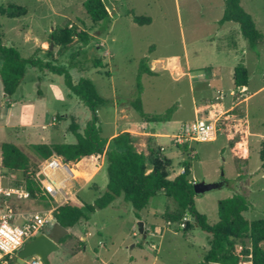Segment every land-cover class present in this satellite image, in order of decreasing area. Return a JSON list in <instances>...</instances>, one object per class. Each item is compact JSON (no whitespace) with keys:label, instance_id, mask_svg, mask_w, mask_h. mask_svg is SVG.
Returning <instances> with one entry per match:
<instances>
[{"label":"rangeland","instance_id":"374dc122","mask_svg":"<svg viewBox=\"0 0 264 264\" xmlns=\"http://www.w3.org/2000/svg\"><path fill=\"white\" fill-rule=\"evenodd\" d=\"M85 1L0 0V39L24 58H39L63 68L75 83L81 78L91 80L98 93L109 100L97 111L103 139L125 131L135 133L132 126L142 120L133 105L138 97L145 113H169L168 121L150 122L168 136L160 135L156 141L137 137L133 145L147 156L149 170L150 147L165 156L171 180L186 162L193 182H223L220 188L195 197V209L206 215L209 224L219 220L218 201L235 194L250 203L243 213L247 220L264 218V0H241L263 35L255 48L242 36L237 23L219 24L223 0H104L110 20L99 23L86 13ZM11 4L26 7L27 15H2V7ZM129 13L150 17L151 23L136 24ZM64 28L87 33V41L75 35L67 46L54 44L51 33ZM145 57L152 75L139 72ZM96 59L102 67H94ZM240 62L248 70L246 89L236 87L233 80V69ZM72 117L82 132L93 113L66 87L64 75L30 66L13 96L4 94L0 80V146H20L39 166L37 172L45 161L39 162L27 146L76 142L68 130ZM196 119L214 125L215 139L178 147L172 136ZM101 161L103 155L84 163L59 159L61 165L77 172L71 169L76 177H68L64 187L58 186L55 202L48 193L43 198L15 202L41 213L73 194L77 205L91 204L108 184L105 162ZM14 174L19 184L24 172ZM40 177L46 179L43 174ZM178 212L176 201L162 191L138 217L121 197L73 226L59 249L50 254L49 264H198L211 234L195 224L184 230L186 221H191L188 215L177 222L165 221L164 215ZM23 222L19 217L17 223ZM139 222L153 235L145 238L139 232ZM52 224L53 218L49 227ZM32 259L26 258L24 264H31ZM241 264H251L250 256L241 257Z\"/></svg>","mask_w":264,"mask_h":264},{"label":"trees","instance_id":"16d2710c","mask_svg":"<svg viewBox=\"0 0 264 264\" xmlns=\"http://www.w3.org/2000/svg\"><path fill=\"white\" fill-rule=\"evenodd\" d=\"M224 10L219 24L235 22L239 25L242 36L252 48L261 41L263 35L256 27L255 21L241 4V0H223ZM86 13L94 23L109 22L110 13L104 0H86L83 4ZM28 10L24 6L11 4L2 7L1 14L10 18H18L27 15ZM131 19L139 25L150 24V17L136 16L129 13ZM77 35L84 42L88 35L85 32H77L72 28H64L61 31H53L51 40L59 46H67L73 36ZM0 80L6 96H13L25 78L27 68L30 66L38 69H47L50 72L64 75L66 87L77 96L93 113V118L87 123L81 132L80 124L72 117L68 130L76 136V142L72 143H37L29 144L28 150L39 161L43 162L53 157L60 158L64 162L84 163L89 159H97L105 153V166L108 172V184L106 190L100 194L91 204L79 206L67 200L56 206L52 211L53 223H59L65 228H72L82 220L87 221L90 214L101 210L122 197L129 202L136 216L145 209L151 198L162 191L172 197L179 208V212L172 215H164L166 221L177 222L184 215L193 217L194 221H186L184 230H188L193 224L202 231L211 234L209 249L204 254L203 260L198 264H241V257L250 256L251 264H264V218L247 220L243 213L249 209L250 203L246 197L235 194L229 198L218 201V222L209 224L207 217L195 209L194 183L188 177L190 165L183 163V171L174 179H169V160L163 155H158L150 147V162L152 168L147 166V156L135 149L133 137L130 132H121L108 141L100 136L97 111L106 106L109 100L102 97L95 85L87 78H81L77 83L61 67L53 65L50 61L39 58H24L13 46L3 44L0 39ZM99 59L94 61V67H102ZM139 72L154 74L148 65L147 57L139 63ZM233 80L236 87H248V70L243 63L234 67ZM139 94L140 83L137 84ZM135 110L142 120L146 122H164L170 120V114H147L143 110L140 97L133 103ZM59 119H62L58 116ZM176 144L178 147L188 144ZM109 144L105 150L106 145ZM1 163L9 172H24L26 187L31 199L44 197L38 182L34 180L35 173L39 170L37 164H33L30 157L20 146L13 143H2ZM264 168V162H263ZM50 227L43 233H48ZM69 235L64 236L61 241ZM239 246V248H237ZM16 257V256H15ZM15 257L10 260H15Z\"/></svg>","mask_w":264,"mask_h":264},{"label":"built area","instance_id":"2783aa9c","mask_svg":"<svg viewBox=\"0 0 264 264\" xmlns=\"http://www.w3.org/2000/svg\"><path fill=\"white\" fill-rule=\"evenodd\" d=\"M215 137L214 125L207 120L196 119L184 124L180 132L172 136V139L175 144H183L213 141ZM69 170L67 165H61L57 159L51 158L45 161L44 167L39 172L35 173L34 180L38 182L43 193L56 196L60 190L59 187H62L60 183L70 177ZM42 174L46 176V179L40 177ZM15 180L14 172L5 170L0 162V264H7L16 256V251H19L25 242L43 233L52 221L51 214L37 211L25 216L16 210L15 200H28L31 197L25 180H21L19 184L15 183ZM19 217L24 218L23 224L17 223ZM152 247L154 248V245ZM31 264H42V262L35 256Z\"/></svg>","mask_w":264,"mask_h":264},{"label":"water","instance_id":"95a60500","mask_svg":"<svg viewBox=\"0 0 264 264\" xmlns=\"http://www.w3.org/2000/svg\"><path fill=\"white\" fill-rule=\"evenodd\" d=\"M240 89L243 86L239 87ZM223 182L206 183L204 181L194 183L196 195L204 194L210 190L220 188ZM187 215H189L187 213ZM194 221L193 217H190ZM139 232L146 236L143 222L138 223ZM69 233V228H65L59 223H53L48 233H39L33 239L24 243L23 247L17 252L13 264H24L28 257L40 258L42 264H49V256L52 252L59 249L61 239Z\"/></svg>","mask_w":264,"mask_h":264},{"label":"crops","instance_id":"0c3cea01","mask_svg":"<svg viewBox=\"0 0 264 264\" xmlns=\"http://www.w3.org/2000/svg\"><path fill=\"white\" fill-rule=\"evenodd\" d=\"M233 73H234V69H233ZM239 88V87H238ZM152 123H156V122H152ZM151 125H153V124H150V122H146V121H144V120H141L140 121V123L139 124H135V125H133L132 127H133V129H134V134L133 133H131L132 134V136H133V139H135V138H137V137H143V138H147V139H152V140H154V141H156L157 140V138H161L162 136H160V135H169L168 133H161V131H159V130H157L155 127H153V126H151ZM137 133V134H136ZM118 133H116V134H114V135H112V136H110V138H108V141H110V139L112 138V137H114L115 135H117ZM107 146H109V144L107 145ZM107 146H106V148H107ZM103 155V159H104V161H101V164H104V162H105V153H103L102 154ZM102 155H100V156H102ZM0 158H1V156H0ZM53 158H55V159H57L58 161H59V159L60 158H56V157H53ZM68 163H70V162H68ZM71 163H73V162H71ZM101 167V166H100ZM70 168V167H69ZM70 169H72V170H75L74 168H70ZM76 171V170H75ZM70 172H71V170H70ZM77 172V171H76ZM77 175H78V173H77ZM72 177H76V176H73L72 175ZM64 182L65 181H63V182H61L60 184L62 185V187H64L65 186V184H64ZM88 184V183H87ZM86 184V185H87ZM85 185V186H86ZM82 188V187H81ZM80 188V189H81ZM79 189V190H80ZM96 189V188H95ZM78 190V191H79ZM77 191V192H78ZM74 195L75 194H73V196H71V198L70 199H68V200H71L72 202H76L75 201V199H74ZM53 198H54V202H55V200H56V198H57V196H53ZM121 198V197H120ZM120 198H118V199H120ZM67 201V200H66ZM65 201H58V202H56V204L55 205H53V206H51V207H49V208H44V210H42V212L43 213H46L47 215L48 214H51L52 215V211H53V209L56 207V206H58V205H60V204H62V203H64ZM76 204V203H75ZM14 205H15V208H16V210L18 211V212H20L21 214H23V215H28L29 213H31V212H34V211H29L28 210V208H29V206L28 205H26L25 203L24 204H21L20 206H18V204L16 203V202H14ZM37 212V211H36ZM166 221V220H165ZM168 223H170L169 221H167ZM72 228H69V232H70V230H71ZM145 233H146V236H144L145 238H147L149 235H153L151 232H149V231H144ZM208 243H209V239H208ZM206 249V251L209 249V246L207 247V248H205ZM132 258L131 259H134V257L133 256H131Z\"/></svg>","mask_w":264,"mask_h":264},{"label":"bare ground","instance_id":"6f19581e","mask_svg":"<svg viewBox=\"0 0 264 264\" xmlns=\"http://www.w3.org/2000/svg\"><path fill=\"white\" fill-rule=\"evenodd\" d=\"M70 170H71V169H70ZM70 170H69V171H70ZM70 176L72 177V174H71V172H70Z\"/></svg>","mask_w":264,"mask_h":264}]
</instances>
